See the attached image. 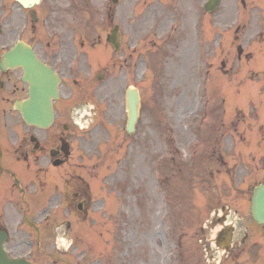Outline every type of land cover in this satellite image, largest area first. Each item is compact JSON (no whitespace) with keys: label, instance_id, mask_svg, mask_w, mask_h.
<instances>
[{"label":"flooded vegetation","instance_id":"1","mask_svg":"<svg viewBox=\"0 0 264 264\" xmlns=\"http://www.w3.org/2000/svg\"><path fill=\"white\" fill-rule=\"evenodd\" d=\"M188 1L190 4L186 10L198 13L195 27L203 26L206 22V0ZM73 3V0H42L30 9L17 0H6L11 34L26 24L30 34L26 41L34 47L37 56L62 78L61 97L54 103L56 131L47 134L28 126L14 111V102L29 96L28 86L22 82V70L10 68L3 72L0 69V243H3L11 259H25L33 264L57 263V240L63 208L73 218L80 216L88 219L94 211L93 184L90 185L91 182L83 179L78 172L87 167L83 160L94 157L87 140L96 138L97 133L91 129L81 136L67 125L75 118L72 113L82 112L83 102L77 99L75 89L79 84V69L86 65L79 51L78 11ZM175 4L178 9L183 6L180 0H157L156 3L157 9L167 11ZM243 5L247 7L245 3ZM35 10L38 15L36 21ZM250 11L254 15V10ZM181 24L182 20L174 28H180ZM187 43L183 54L190 57L199 47L193 46L190 41ZM81 47L88 48L85 42L81 43ZM2 55L1 50L0 60ZM103 103L97 112L114 120L116 105L111 101ZM20 121L23 132L15 133L14 124H20ZM34 135L38 140L33 143ZM62 138L70 145L68 154L61 150ZM81 148L85 151L81 152ZM53 150L58 152L54 157L51 155ZM55 161L61 164L57 166ZM63 167H74L67 179H63ZM224 168L205 169L201 180L202 184H209L210 191L220 194L223 188L230 187L226 195H209V204L206 203L207 198L200 197L198 211L183 212L182 217L176 215L177 232L182 233L170 244L172 255L177 252V257H182L184 252L192 253L188 255V260L177 259L179 264H264V227L251 216L250 192L244 195L238 193L234 181L236 177L230 183L218 182L217 187H212L215 173ZM252 169L254 171L255 167ZM170 171L168 182L176 178L177 182L185 181L183 169L177 173L175 167H171ZM143 176H146L145 173H142ZM242 183L250 187L248 180ZM170 193L169 202L174 205L177 200L172 191ZM183 201L184 198L181 199ZM172 216L169 212L168 218ZM171 229L174 235L173 225ZM31 249L36 250L32 257L28 255ZM164 252L166 256L168 247ZM219 252L224 253V259L217 263ZM201 254L203 259H200ZM164 264L167 262L164 261Z\"/></svg>","mask_w":264,"mask_h":264},{"label":"rangeland","instance_id":"2","mask_svg":"<svg viewBox=\"0 0 264 264\" xmlns=\"http://www.w3.org/2000/svg\"><path fill=\"white\" fill-rule=\"evenodd\" d=\"M150 1L123 0L116 8L117 11L113 10L112 12L116 13L115 23L140 21L144 36L141 43L138 40H130L129 35L127 36L126 68L124 71L118 70V68L115 70L111 69L110 75L107 76L109 82L107 81V85L100 90L97 89L96 84L93 91L89 88L91 84L88 86L90 90L88 99L97 100L107 94L108 99L118 106V112L115 114L118 116L117 120H115V125H118V127L111 128L112 125H109L108 131L112 133L109 145L106 144V139L104 141L102 139L96 141V146H98L96 150L101 152L110 150L108 161L105 160L104 164H110L111 170H106L107 167H98L96 170L93 169L94 167H85L87 172H82L95 185V212L86 222L74 218L71 219L73 221L71 231L73 239L67 240L63 236L62 244H60L61 241L59 240L63 264H138L137 250L140 249L145 252L148 264H160L162 257L158 235L162 232V227L160 220L155 217L157 211L147 208L146 217L145 205L141 209L142 205L140 204L136 210L134 194L136 188L134 187H136L137 183L139 185L142 183L139 174L142 176V173H145L150 178L149 167H151L152 157L154 162L158 160V167H213L215 164V159L208 152L211 151L215 144L214 137L211 140H207L203 147H197L195 151L192 149L188 153L187 145L185 144V137L187 136L185 128L186 125L190 128V125L194 122L192 118L189 124L187 118H189L191 110L193 111L195 102H192L193 91L190 92V88H187L189 84L193 85V79H196L197 71L191 70L189 72L186 69L187 60H185L184 56L170 54L167 52V43L162 45L163 39L158 40L156 38V29L152 27L154 10L150 7ZM79 2L81 3L82 0H79ZM107 2L108 0H89V7L94 17L92 14L89 15L86 10L79 14L80 20H88L89 16L93 19L95 37L97 35L105 36L108 31V26L104 22V7ZM233 2L234 0H225L227 5H232ZM5 3L6 0H0V5L4 4V8L0 7V22L4 24V35L7 32V9ZM183 16V12H178L175 18L181 19ZM166 17L167 14L161 16L163 19ZM184 18L186 16L182 19ZM157 19H160V17H157ZM113 23L111 21V24ZM127 29L129 28L127 27ZM183 29L185 30L186 28ZM131 33L134 35L133 32ZM14 37V32L10 35L9 40L7 35L3 36L0 39V45L10 43ZM154 41L158 42V50L154 47ZM134 49H140L139 53L131 57L130 55H134L131 53ZM135 61L139 63L141 68L137 72L139 73L138 77L136 75ZM208 61H210L209 63H219V59ZM212 71L214 74L211 75L209 84L211 83L212 86H215L217 84L215 79L218 80L219 73L215 72L214 68ZM236 83L234 82V87H229L232 91L237 90L235 88ZM154 85L157 87L155 88ZM129 87L139 88L142 94L143 131L141 144L144 148V154L143 157L139 153L137 154V156L141 157V159L138 158L139 166L134 167L133 171L132 167H126L125 172L121 175L116 172L117 168L114 161L125 153L123 149H120L122 141L124 139L125 143L128 141V136L124 130L126 117L120 110H125V91ZM217 91L218 89L215 87L209 88L207 91V95L212 101V106L217 105L219 102L222 103L223 96L219 98L220 91ZM236 96L237 94L230 96L229 102L232 104L239 102L240 100ZM90 109L91 107L85 108L88 113ZM93 116L95 117V115ZM93 116L92 114H87L85 118L79 117L82 127L91 125L94 119ZM74 130L76 131V129ZM208 131L210 135H213L214 130L208 129ZM189 132L196 135L193 131L189 130ZM209 134L202 135V139L203 137H209ZM198 136L201 138V135ZM209 144L211 145L210 148L208 147ZM226 149L225 144H223L222 153L225 156V160L234 163V155ZM243 158L251 160L248 153H245ZM94 162L85 161V163L89 164ZM66 169L67 171L64 172V175L72 172L73 167H67ZM113 174H115L113 178L115 181L113 182L112 180L114 184L104 183L105 179ZM148 187L149 184L146 182L145 188ZM184 191L186 195L201 194L192 185L184 187ZM122 193L127 196V205L125 210L123 209L124 212L120 213L123 206ZM139 213H142L141 218ZM66 219L69 218L64 217L61 222H66ZM62 229H65V225H63Z\"/></svg>","mask_w":264,"mask_h":264},{"label":"water","instance_id":"3","mask_svg":"<svg viewBox=\"0 0 264 264\" xmlns=\"http://www.w3.org/2000/svg\"><path fill=\"white\" fill-rule=\"evenodd\" d=\"M45 89V87H43ZM129 110H130V119L128 124V131H134V126L137 120V109H138V93L136 91H129ZM45 101L46 105L43 107L46 110V117H43L40 120V124L48 125L52 118L51 106H50V96L42 98ZM23 113H25L23 106L18 107ZM254 210L257 221L264 223V186L257 189L255 193L254 200Z\"/></svg>","mask_w":264,"mask_h":264}]
</instances>
